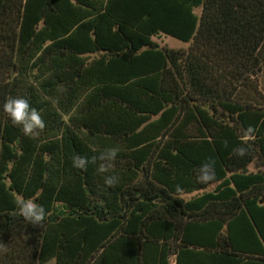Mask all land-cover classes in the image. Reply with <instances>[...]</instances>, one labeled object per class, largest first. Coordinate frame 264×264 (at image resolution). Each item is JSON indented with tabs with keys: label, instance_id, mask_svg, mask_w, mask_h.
Listing matches in <instances>:
<instances>
[{
	"label": "trees",
	"instance_id": "obj_1",
	"mask_svg": "<svg viewBox=\"0 0 264 264\" xmlns=\"http://www.w3.org/2000/svg\"><path fill=\"white\" fill-rule=\"evenodd\" d=\"M263 65L264 0H0V264H264Z\"/></svg>",
	"mask_w": 264,
	"mask_h": 264
},
{
	"label": "clouds",
	"instance_id": "obj_2",
	"mask_svg": "<svg viewBox=\"0 0 264 264\" xmlns=\"http://www.w3.org/2000/svg\"><path fill=\"white\" fill-rule=\"evenodd\" d=\"M2 111L7 114L10 122L14 126H18L21 132L28 137L35 136L38 130H43L45 127V121L43 120L41 113L34 107H31L28 100L24 97H10L7 98L2 104ZM246 149L243 147L236 149L237 155H244ZM107 157L111 158L115 155V149H110L107 152ZM90 159H86L82 156H74L72 158V165L76 168H85ZM104 168L98 169V171H104ZM215 175L214 161L210 158L195 169V180L197 183H207ZM104 182L107 185L114 183V177L105 176ZM180 191L179 186L176 188ZM15 206L19 211V214L30 224L39 225L44 218V208L37 202L31 199L17 198L14 200Z\"/></svg>",
	"mask_w": 264,
	"mask_h": 264
},
{
	"label": "rangeland",
	"instance_id": "obj_3",
	"mask_svg": "<svg viewBox=\"0 0 264 264\" xmlns=\"http://www.w3.org/2000/svg\"><path fill=\"white\" fill-rule=\"evenodd\" d=\"M154 40H156L161 46H168V47H172V48H184L187 49L189 43H185L181 40H178L176 38H173L171 36H166V35H161L160 37H155ZM260 85H261V89L264 92V65H263V71L262 74L260 76ZM253 166L250 167V169H252ZM211 187H209L208 189H211ZM196 192L192 193V194H184L185 197H189L190 195L195 194ZM44 264H55V260L52 259Z\"/></svg>",
	"mask_w": 264,
	"mask_h": 264
}]
</instances>
